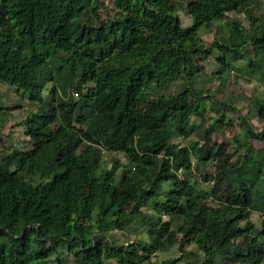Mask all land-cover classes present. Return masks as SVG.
I'll return each mask as SVG.
<instances>
[{
	"label": "trees",
	"instance_id": "1",
	"mask_svg": "<svg viewBox=\"0 0 264 264\" xmlns=\"http://www.w3.org/2000/svg\"><path fill=\"white\" fill-rule=\"evenodd\" d=\"M256 1L190 0L193 23L183 27L178 0H113L106 20L102 0H0V83L46 105L25 121L31 149L0 150V264H65L55 257L61 245L72 264H179L153 258L192 244L203 264L264 263V230L255 233L250 221L253 213L264 219V100L252 103L260 130L239 115L261 149L250 142L229 148L212 139L211 128L188 146L174 136L190 138L194 121L206 119V103H214L195 85L214 54L220 81L243 60L264 86V24L229 20L227 43L207 44L199 33ZM178 79L185 84L179 93L157 94ZM47 83H54L49 100ZM240 147L244 160L233 161ZM107 152L127 156L119 180L102 177ZM210 161L216 174L206 191L188 174ZM136 222L147 238L127 246L111 240L112 230Z\"/></svg>",
	"mask_w": 264,
	"mask_h": 264
},
{
	"label": "rangeland",
	"instance_id": "2",
	"mask_svg": "<svg viewBox=\"0 0 264 264\" xmlns=\"http://www.w3.org/2000/svg\"><path fill=\"white\" fill-rule=\"evenodd\" d=\"M190 0H178L179 3V17L183 27H190L192 25V19L187 13V4ZM107 6L108 11L103 7L99 9V15L102 19H107V12L115 10L113 6V0H102ZM229 20L241 22L245 28H248L251 24L253 26L264 24V0H257L249 12L241 11L239 13H229L225 19L216 23L212 30L200 29L199 33L203 40L207 44H211L215 40H221L223 43L229 42V27L227 26ZM39 50L42 54L55 57L59 59L61 53L58 52L54 47L40 46ZM250 56L255 58L253 52L250 51ZM217 55L214 54L206 64L204 75L199 78L195 85L197 89L203 90L205 94L211 96L214 103L210 104L207 102L206 108L208 110L206 119L204 121L195 120L194 124H198L196 132L191 135L190 138L178 137V132H174L175 141L181 146H188L192 142L200 139V136L204 133L206 128L212 129V139L221 144L227 145L229 148L238 145V142L245 144L250 142L255 148L261 149L262 143L251 140L249 135L245 133L240 127V117L242 115L248 118V121L254 126L256 130L262 128L261 123L258 121L257 116L252 111V103L255 99L264 100V86L259 82L256 77H251L246 73V65L248 61H239L236 63L238 72H233L227 75L224 81H220L215 75L218 69V63L216 62ZM55 71H53V75ZM184 82L178 79L171 83L166 88L157 91V94L172 95L179 93L184 88ZM54 83H47L43 92L45 100H49L51 96V89ZM91 86V85H90ZM70 95L78 100L80 97L76 95L75 89H70ZM58 96L62 95L58 92ZM46 107L45 104L39 105L31 103L30 98L26 95L16 91L14 87L0 83V150L4 154H8L14 150L26 151L31 149L30 138L26 135L25 121L39 108ZM235 108L236 111L225 110L224 108ZM219 120L220 123H217ZM236 144V145H235ZM237 147V146H236ZM241 148V153L235 157V160L240 157V161L243 162L245 148ZM102 163V177L108 172H111L114 176V180H119L123 173L129 168V161L126 155L118 154L113 155L110 153H104ZM114 158L119 161V166L114 170ZM203 173L208 174L211 178L209 182H204ZM216 174L215 162L210 161L203 166H194L191 174L192 180L196 182V187L206 191H211L213 186V178ZM208 203L212 204L211 198ZM167 219V218H165ZM250 221L254 225L255 233H259L264 230V219L258 213H253ZM139 223L136 222L133 227L128 228L126 231L112 230L110 233L111 240L115 244L125 245L136 242L139 239L147 238L142 234H139ZM63 245L57 248L58 253L55 257L63 258L65 264H72L71 256L64 248ZM61 252L63 254L61 255ZM181 258L179 264L194 263L203 264L205 263L204 256L199 252L197 246L194 244L186 246L185 252H181L180 246H175L165 253H158L153 261L162 262L163 260ZM105 264H118L117 262L110 260L105 261ZM206 264H230L225 258H219L213 261V263ZM264 264V263H263Z\"/></svg>",
	"mask_w": 264,
	"mask_h": 264
}]
</instances>
